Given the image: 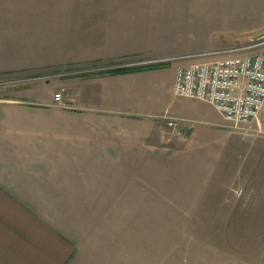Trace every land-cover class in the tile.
<instances>
[{
	"label": "crops",
	"instance_id": "crops-1",
	"mask_svg": "<svg viewBox=\"0 0 264 264\" xmlns=\"http://www.w3.org/2000/svg\"><path fill=\"white\" fill-rule=\"evenodd\" d=\"M179 1L68 0L63 7L40 6L35 29L44 28L43 14L51 18L48 47L59 38L61 53L44 59L40 52L20 53L10 67L7 40H0V72L20 70L35 79L26 87L5 88L0 97V264H154V248L136 240L140 221L148 237L155 227L153 184L195 191L190 211L196 212L219 184L251 181L252 159L245 158L242 136L210 103L173 92L178 66L236 54L215 49L219 33L204 37L209 28H223V7L190 10ZM249 8L264 14V0H251ZM188 11L199 12L200 29H191L199 31L197 42L188 39L191 30L182 15ZM12 19L26 25L21 17ZM41 33L32 45L42 52ZM195 43L205 46L193 51ZM161 61L160 67L107 71ZM89 62L103 65L83 66ZM46 75L61 90V104L53 96L47 102L20 96L36 91L37 78ZM160 109L180 118L175 131L163 113L152 115ZM75 184L114 193L105 192L94 210L88 192L76 191ZM132 184L147 188L143 201Z\"/></svg>",
	"mask_w": 264,
	"mask_h": 264
},
{
	"label": "rangeland",
	"instance_id": "rangeland-1",
	"mask_svg": "<svg viewBox=\"0 0 264 264\" xmlns=\"http://www.w3.org/2000/svg\"><path fill=\"white\" fill-rule=\"evenodd\" d=\"M250 1L180 0L179 5L188 7L190 10H194L199 5L211 7L213 10L223 7V9L220 8V13H223L224 17V20L221 19L223 28L216 30L209 28L204 37L208 39L212 31L215 36L219 33L220 38L215 45V49H219L218 52L230 50L236 54H244L264 51V26H262L264 14L261 9L251 10ZM67 3L68 0H0V40H7V61L12 62L8 63L7 67L13 64L14 61H11L13 58V60L18 59L20 53L33 52L37 55L40 52L39 56L43 59L46 55L61 53L59 38L53 41L54 48L48 47L51 45L53 35L50 27L51 18L46 21V16L43 14L44 28L39 30L35 29L37 21L34 19L40 6L46 8L47 5L53 4L63 7ZM157 5L160 6L161 2H157ZM197 13L188 11L182 14L187 16L190 30L200 29L201 24L198 23ZM48 14L50 17L51 13ZM10 17H21L23 21H26L24 23L26 25L14 23V19L10 22ZM259 24L261 26H258ZM227 25L230 27L228 28ZM192 31L194 30L190 31L188 39L197 42L200 38L199 31L197 34ZM37 33L43 36L44 50L42 52L32 45L39 41L36 38ZM12 36L14 39L10 40ZM250 45L253 46L250 47ZM0 46L4 44L0 43ZM204 46L196 44L192 50L201 51ZM45 62L47 61H43ZM102 65V62L83 64L85 67ZM37 79L39 80L35 82L36 91H28L20 96L33 102L51 100L54 91L59 88L55 79L48 75ZM46 79L49 80L48 83H44ZM33 80L35 79L20 70L0 72V97L5 88L26 87L28 82ZM57 91L61 92V90ZM151 113L156 117L159 113L172 115L164 112L163 109L151 110ZM259 119L264 126V106ZM177 125L172 127L167 124L171 132L175 131ZM234 130L242 136L245 158L247 161L252 159V177L248 184H219V187L213 189L209 203L196 206V212L190 211L195 191L181 188L182 186L176 184H153L155 196L153 198L150 194V202L154 199L155 206L151 204L150 207L155 208V227L150 229V237H148L140 221V238L136 237V240L140 246L149 245L154 248L150 258L154 264H264V132H257L254 129ZM131 186L136 193L139 192L140 202L148 196L147 188L143 187L144 184H132L130 190ZM75 187L76 191L80 189L88 192L86 196L93 199L89 201V204L94 210L98 209L99 198H104L105 192L109 197L111 192L114 193V189L111 190L110 187L100 189L95 184L91 187L89 184H75ZM77 198L83 199V196H77ZM141 210L142 207L140 212ZM141 218L142 214H140V220ZM124 240L125 244L131 243V238ZM133 240L135 243V238L132 239V243ZM140 257L141 261L147 259L146 254L142 252Z\"/></svg>",
	"mask_w": 264,
	"mask_h": 264
},
{
	"label": "built area",
	"instance_id": "built-area-1",
	"mask_svg": "<svg viewBox=\"0 0 264 264\" xmlns=\"http://www.w3.org/2000/svg\"><path fill=\"white\" fill-rule=\"evenodd\" d=\"M173 92L210 103L230 129L264 132L259 119L264 106V51L180 65ZM53 99L59 103L61 92L56 91ZM162 117L172 127L180 120L167 113Z\"/></svg>",
	"mask_w": 264,
	"mask_h": 264
},
{
	"label": "trees",
	"instance_id": "trees-1",
	"mask_svg": "<svg viewBox=\"0 0 264 264\" xmlns=\"http://www.w3.org/2000/svg\"><path fill=\"white\" fill-rule=\"evenodd\" d=\"M165 65V62H156L150 65H139V66H132V67H121V68H115L112 70H107L109 72H123V71H134L144 68H150V67H160Z\"/></svg>",
	"mask_w": 264,
	"mask_h": 264
}]
</instances>
